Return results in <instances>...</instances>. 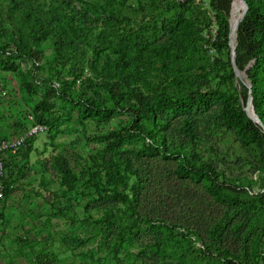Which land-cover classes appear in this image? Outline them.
<instances>
[{
	"label": "rangeland",
	"instance_id": "obj_1",
	"mask_svg": "<svg viewBox=\"0 0 264 264\" xmlns=\"http://www.w3.org/2000/svg\"><path fill=\"white\" fill-rule=\"evenodd\" d=\"M254 1L264 10V0ZM200 12L206 17L205 41L185 54L200 69L170 90L238 96L226 65L228 42L220 49L211 45L221 13L210 0H0V44L17 36L22 46H34L40 56L36 79L52 81L68 95L55 96L52 109L37 115L34 105L47 88L30 84L26 63L23 73L0 68V84L7 89L0 101V135L17 134L39 119L44 124L15 157L16 167L9 170L18 173L0 202V250L9 248L11 264H33L41 251L55 254L57 264H226L220 246L247 262L262 259L264 159L256 141L226 124L217 98L179 109L156 97L174 73L152 61L148 47L170 44L169 26L181 14ZM254 40L264 49L263 25L255 28ZM124 49L141 67V80L125 84L127 94L114 106L102 66ZM141 92L153 114L141 126L155 142L131 128L132 96ZM261 117L264 125V111ZM186 118L197 132L195 143L181 129ZM57 155L77 177L73 185L62 182ZM203 163L228 183L254 186V199L262 203L247 209L207 195L206 178L198 177L206 174ZM181 164L194 166L190 178L176 173ZM113 170L119 177H110ZM92 172L98 174L97 190L87 183ZM220 220L225 231L211 236L210 226ZM211 238L215 243L205 251Z\"/></svg>",
	"mask_w": 264,
	"mask_h": 264
},
{
	"label": "trees",
	"instance_id": "obj_2",
	"mask_svg": "<svg viewBox=\"0 0 264 264\" xmlns=\"http://www.w3.org/2000/svg\"><path fill=\"white\" fill-rule=\"evenodd\" d=\"M231 1L232 0H210L212 8L221 13L218 22L217 33L211 42V45L216 49H220L223 47L222 45L225 44L226 41L228 42V32L229 36L231 37V13L229 16V30L227 21ZM245 2L248 5L249 12L248 15L243 18L237 30V45L235 48L236 61L240 70H244L248 62L252 64L250 68L246 69V74L251 83V96L254 111L259 119H261V113L264 111V49L261 47L259 42L254 40V30L259 25L264 26V10L261 9L260 4L254 0H245ZM238 6L240 8V13L242 14V4L240 0H238ZM205 26L206 17L201 12L198 14H190L189 16H184L181 14L177 18L176 22L169 26L170 33L173 35L172 42L170 44H154L148 47L147 50L150 52V58L152 61L159 63L161 69L166 74L174 73L172 83L165 85L162 90L156 94V97L159 102L179 109H186L196 104H205L209 102L210 99L217 98L222 104L221 113L226 124L228 126L235 127L238 135H242L244 137L247 136L252 141H256V144L260 149L261 158L264 159V134L261 132L262 127L248 115L247 111L245 110V106H241V104H239V94L236 96L235 94L217 92L214 90L205 92L195 90L186 94H181L179 92H172L170 90L173 85H180L182 81L187 80L194 70L200 69V66L196 64L194 56L192 54L185 56V54L187 49H190L191 52L192 50H196L198 43L200 44V47L203 46V44L200 42L205 41L204 37L202 36V31L204 30ZM122 43L123 47L126 45H128V48L131 47L130 41H122ZM20 45L21 43H19L17 36H12L7 42L0 44V68L7 71L15 70V72L23 73V71H25L23 64H28V68L30 69L23 74H28L30 84L46 87L48 90L45 93V97L34 105L35 113L38 115L39 113L48 112L54 106V104L49 100L55 96L68 97V95L65 93V90L60 87V85L55 86L52 81L36 79L34 73L40 66V56L38 52L35 51L34 46L29 47L27 45H21V47ZM126 52V49H124L122 53L123 55H119V57L115 60L106 59L102 66V70L106 72V82H104V88L107 91L108 96L112 100L114 106H119L123 102L124 95L127 94V87L124 86L125 84H130V82L141 80V67L138 65V62L135 60V58L128 54L126 55ZM226 65L230 67V74L233 75L234 72L231 68V62L227 63ZM32 68L34 70L33 73L30 72L32 71ZM26 85L27 84H23V86ZM237 88L238 92L243 91L242 93L244 99L246 100L247 96L245 95V92L248 87L239 81L237 82ZM130 91L133 93L134 89H131ZM132 97L136 99V104L131 106V111L135 117L131 128L134 131L142 133L145 137L147 136L148 138L152 139L153 142H155L152 135L145 131L141 126L142 119L145 120L152 117L153 120L152 109L146 102L142 92L141 94H135V96ZM242 110L244 112V116ZM41 122L43 121L39 119V122L35 124L42 125ZM181 129L192 143L196 142L198 139L197 132L192 127L190 121L187 118L183 120ZM12 135H15V133ZM0 136L7 137L11 135L1 134ZM33 137L29 139L28 145L30 144V140ZM15 157L6 160L5 163L6 179L4 181V198L7 197L8 190L11 187L12 182L15 180L16 174L18 173V171H15L12 175L10 173L11 171L9 170L12 167L14 169L16 167L14 164L16 163ZM54 159L55 166L62 176V182L65 184L71 183L70 185H73V183L77 180V177L72 172L66 159L59 155H57ZM196 160H199V158H196ZM191 167L194 166L181 164L176 169V173L183 178H190V174L194 173L192 172ZM201 169L206 171V174H201L198 177L201 178L204 175L206 178L205 188L207 195L220 200L228 198L230 199V204L234 206L241 204L246 206L245 208L247 209L255 208L256 205H260L262 203L259 201L262 200L261 198H259V200L254 199L255 194L259 192L254 186L242 188L237 183H228L225 181V177H220L221 174L217 173L210 167L209 164L206 163L201 164ZM110 173L111 178H113L112 175L114 174L119 177L115 170ZM97 176V172H92L87 181V183L91 184L95 190H97L95 185ZM214 178H217L218 180L215 181ZM136 189H139V187L137 186ZM223 189L232 193H236L240 197L229 196L224 193ZM2 200H0V202ZM222 221L223 220H220L210 226L209 230L211 236H221V234L225 231V225ZM170 232H172V230H170ZM213 243H215L213 238H211L209 242L205 241L204 250L210 251L213 247ZM218 253L222 254V258H224L226 264H233L234 260H236L239 264H264V255L260 260L253 258V260H249V262H247L242 260V256L238 253H235V251L228 246H220ZM33 264H57V257L52 252L39 253L36 256Z\"/></svg>",
	"mask_w": 264,
	"mask_h": 264
},
{
	"label": "built area",
	"instance_id": "obj_3",
	"mask_svg": "<svg viewBox=\"0 0 264 264\" xmlns=\"http://www.w3.org/2000/svg\"><path fill=\"white\" fill-rule=\"evenodd\" d=\"M58 86V84H54ZM7 89L0 84V101L6 97ZM30 118V116H28ZM44 126L34 124L28 129L23 130L15 135L2 137L0 136V200L4 198L6 179V160L15 157L21 150L25 149L29 143V139L38 132L43 131Z\"/></svg>",
	"mask_w": 264,
	"mask_h": 264
},
{
	"label": "water",
	"instance_id": "obj_4",
	"mask_svg": "<svg viewBox=\"0 0 264 264\" xmlns=\"http://www.w3.org/2000/svg\"><path fill=\"white\" fill-rule=\"evenodd\" d=\"M244 6H245V10H244V13H243V17L247 16L248 15V5L247 3L245 2V0H240ZM233 2L234 0L231 1V6H230V11H229V14H228V18H227V21L229 22V16H230V13H231V8H232V5H233ZM230 29V27H229ZM228 45H229V53H230V62H231V65H232V69H233V72H234V75H235V82L237 84L238 82V74L240 72H243L244 75H245V79L247 80V83L248 85L250 86L251 83H250V80L246 74V69L247 67L244 69V70H240L239 67H238V64H237V61H236V51H235V47L237 45V40H236V43H235V46L233 48V46L231 45V42H230V36H229V32H228ZM243 91H239V99H240V103H241V106H248L250 105V108H251V115L252 117L261 125V132L264 134V125L263 123L261 122V120L259 119V117L257 116V114L255 113L254 111V106H253V101H252V96H251V92L248 93V96H247V99L245 100L244 99V96H243ZM242 113H243V116H244V112L242 110Z\"/></svg>",
	"mask_w": 264,
	"mask_h": 264
},
{
	"label": "bare ground",
	"instance_id": "obj_5",
	"mask_svg": "<svg viewBox=\"0 0 264 264\" xmlns=\"http://www.w3.org/2000/svg\"><path fill=\"white\" fill-rule=\"evenodd\" d=\"M242 4V14L240 13V8L238 6V0H234L233 5H232V10H231V15H232V20H230V24H231V37H230V42L231 45L235 46L236 40H237V30L238 27L241 23V21L243 20V13L245 10V6L244 4L241 2ZM236 48V47H235ZM238 79L241 80V82L246 85L247 87H249L247 80L245 79V75L243 72H240L238 74ZM245 110L247 111L248 115L255 121L257 122L251 115V108L250 105L245 106ZM258 123V122H257Z\"/></svg>",
	"mask_w": 264,
	"mask_h": 264
},
{
	"label": "crops",
	"instance_id": "obj_6",
	"mask_svg": "<svg viewBox=\"0 0 264 264\" xmlns=\"http://www.w3.org/2000/svg\"><path fill=\"white\" fill-rule=\"evenodd\" d=\"M12 135V134H11ZM44 252H46V251H44ZM11 253V251L9 250V248H4V249H2V250H0V264H11L12 262L10 261V254ZM39 253H43L42 251L41 252H39ZM39 253H37V254H35V257L33 258V263H34V260H35V258H36V256L39 254ZM28 263V262H27ZM26 263V264H27ZM23 264H25V263H23Z\"/></svg>",
	"mask_w": 264,
	"mask_h": 264
}]
</instances>
